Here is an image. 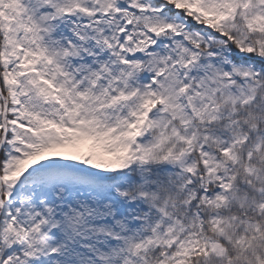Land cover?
I'll return each instance as SVG.
<instances>
[{"label":"snow or ice","instance_id":"6c2138e0","mask_svg":"<svg viewBox=\"0 0 264 264\" xmlns=\"http://www.w3.org/2000/svg\"><path fill=\"white\" fill-rule=\"evenodd\" d=\"M0 264H264V0H0Z\"/></svg>","mask_w":264,"mask_h":264}]
</instances>
